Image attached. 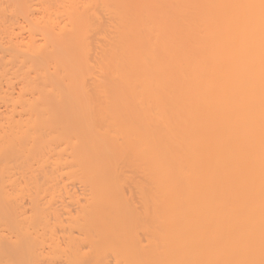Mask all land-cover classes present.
<instances>
[{"label": "bare ground", "instance_id": "bare-ground-1", "mask_svg": "<svg viewBox=\"0 0 264 264\" xmlns=\"http://www.w3.org/2000/svg\"><path fill=\"white\" fill-rule=\"evenodd\" d=\"M0 264H264V0H0Z\"/></svg>", "mask_w": 264, "mask_h": 264}]
</instances>
